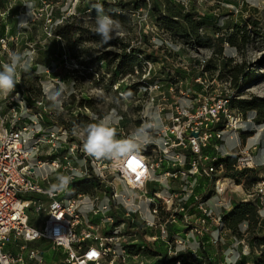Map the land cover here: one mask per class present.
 Instances as JSON below:
<instances>
[{
    "label": "built area",
    "instance_id": "obj_1",
    "mask_svg": "<svg viewBox=\"0 0 264 264\" xmlns=\"http://www.w3.org/2000/svg\"><path fill=\"white\" fill-rule=\"evenodd\" d=\"M11 40L0 37L1 69L9 62L2 56L9 57ZM146 63L143 78L152 73ZM21 70L15 90L0 95V264H184L205 233L213 242L221 238L216 208L229 205L232 179L215 161L225 131L245 123L231 108L233 92L212 94L200 73L171 97L182 79L164 85L155 78L145 86L147 100L138 111L137 129L148 127V142L124 158L96 160L82 151V134L47 123L52 92L31 95ZM253 165L249 153L236 156L235 169ZM61 176L68 178L66 186ZM88 178L100 186L78 191L74 183ZM23 192L29 194L24 199ZM240 244L247 254L243 239ZM148 246L161 253L150 257Z\"/></svg>",
    "mask_w": 264,
    "mask_h": 264
},
{
    "label": "rangeland",
    "instance_id": "obj_2",
    "mask_svg": "<svg viewBox=\"0 0 264 264\" xmlns=\"http://www.w3.org/2000/svg\"><path fill=\"white\" fill-rule=\"evenodd\" d=\"M102 1L118 0H0V37L4 34L12 37L7 46L10 54L18 53L27 62L31 60L25 72V75L30 72L34 76L32 80L25 81L30 94L37 97L42 94V90L52 93L62 90L58 99L64 103L63 109L57 108L59 105L55 101L46 103L48 122L72 124V120L82 112L88 114L89 121L93 123L96 122L93 120L94 116L110 117L115 112L118 123L112 126L116 129V138L127 139L138 127V111L147 100V94L142 85L135 86L139 94H133L134 91L127 93L125 87L134 90V84H139L137 82L141 79L150 82L160 78L164 85L182 79V87L170 90V96L173 97L181 95L180 91H185L193 74L204 73L203 79L208 82L207 89L212 94L227 90L234 93V100L264 97V0H174L184 3V10L194 12L197 19L204 16L213 19L214 22H207L206 26L208 34L214 38L212 47L197 46L185 39L173 37L160 27L151 11V0H145L147 8L138 10L132 9V0H119L125 4V10L117 12L127 14L130 19L120 23L119 35L111 40L119 39L131 48L142 50L146 54L145 59L152 65L149 78L142 77L147 63L142 67V74L139 70L132 74L115 72L117 75L113 77L116 62L105 65L104 60L97 59L105 52L113 54L120 50V44H111V41L105 44L93 38L95 18L104 14L98 10L95 2ZM248 20L256 22L257 32ZM69 23L72 27L69 33L71 43L82 41V59L95 60L87 66H81L69 55L66 41L56 34L59 25L62 27ZM215 26L220 28L219 36L231 33L235 45L225 43L220 52L214 53L220 47L211 29ZM79 28L85 33L80 34ZM244 28L245 38L242 37ZM112 54L107 55L108 60L112 58ZM2 57L8 59V55L4 54ZM33 69L36 70L35 73L32 72ZM80 101L85 106H78ZM231 108L240 113L235 103H232ZM254 116L255 112L248 111L246 115H242L245 123L240 130L225 131L223 148L228 151L227 154L237 156L249 153L255 161V165L247 169L252 170L244 175L229 177L232 180L229 182L226 198L230 202H257L259 212L263 214L264 123L253 124ZM83 129L76 123L73 130L83 135ZM220 154L225 156L222 150ZM28 195L24 192L19 194L23 199ZM44 218L45 213L42 212L39 222L42 223ZM110 228L108 224L105 230ZM192 245L195 251L187 259L192 264L205 263L202 257L205 252H209L213 259L216 258V248L225 252L228 262L236 253L234 248L226 251L228 247L224 243L215 248L211 239ZM250 255L254 257L257 253ZM253 260L249 256L245 264H253Z\"/></svg>",
    "mask_w": 264,
    "mask_h": 264
},
{
    "label": "trees",
    "instance_id": "obj_3",
    "mask_svg": "<svg viewBox=\"0 0 264 264\" xmlns=\"http://www.w3.org/2000/svg\"><path fill=\"white\" fill-rule=\"evenodd\" d=\"M97 4L103 5V13L112 16L115 20L119 21V23H123L125 21H129L130 17L127 14H123L117 12V10H125V4L122 1H102L101 3L95 2ZM132 9L138 10L141 8H147V3L145 0H132ZM151 11L156 17V21L160 27L166 29L173 37H178L180 39H185L197 46L204 47H212V41L214 38L208 34L207 22H214L212 18H208L206 16L200 17L197 19L195 17V13L191 11H185L183 5L180 2H176L174 0H151ZM99 10V9H98ZM100 11V10H99ZM56 22V20H54ZM251 23L257 32L258 30L255 28L256 22L253 20H248ZM239 27V26H237ZM74 28V27H73ZM214 34L216 35L215 41L217 44L219 43L220 47L218 50H214L215 52H220L223 45L225 43L230 45H235V41L233 40V36L230 33L228 36L225 34H220L218 31L220 28L212 27ZM246 28L242 33V37H246ZM72 27L71 24H65L61 27L58 26L56 30V34L59 35L62 39L66 41L67 51L69 55L75 58L81 66H87L88 64L94 62L95 60L84 61L82 59L84 54V49L81 45V40H77L74 44L70 41L69 33L71 32ZM239 31V28L237 29ZM80 34L85 33V31L79 28ZM2 32V30H1ZM94 40L98 42L104 41L98 36L95 31L92 32ZM111 44H120V50L115 53L105 52L104 54L97 57V59L104 60L105 65H109L110 63L116 62L113 70V77L117 74L115 72H121L123 74L134 73V71L139 70L142 74L143 65L149 61L146 60V54L143 53L142 50L138 48H131L129 44L119 41V39L110 40ZM106 44V43H105ZM112 54V58L108 60L107 55ZM148 58V56H147ZM208 64H206V69ZM35 69L32 72L35 73ZM26 71L22 70V80L27 82L28 80H32L34 76L29 72L28 75H25ZM36 77V76H35ZM139 84H134V87L137 85L144 86L148 85V81L141 79ZM27 90L28 87L26 86ZM137 87L132 90L130 87H125V91L127 93H136ZM29 91V90H28ZM53 101V100H52ZM59 99L55 101L58 105ZM230 103H235L237 109L240 111V114L246 115L248 111L255 112L254 119L252 121L253 124H263L264 123V97L254 96L249 99H237L234 100L233 96L230 99ZM62 103V109L64 108V103ZM74 103V102H73ZM85 106L82 102H78V106ZM59 108V106H57ZM88 114H79L78 117L72 120V124H63L71 131L74 129L75 124H79L84 128L87 124L92 123L89 121ZM47 123H56V122H47ZM58 124V123H57ZM235 154H227L225 156L218 157L215 161V165L218 168H222V174L226 177L236 178L238 174L244 175L247 171L252 169H244L243 171H237L235 169ZM201 180V184H202ZM77 190L85 193H90L94 190L95 187L100 186L99 182L96 178H88L84 180H80L74 183ZM201 184L197 187V190L200 191L202 189ZM221 223L222 226L220 236L216 242H214L215 248L217 246H221V243L226 245L229 251L231 248L236 250V253L231 257V260H235V264H245L246 263V255L257 253L253 257V264H264V218L261 216L259 212V205L257 202L250 200H239L232 204V207L229 211L225 213H221ZM203 240H208V237H203ZM244 240L248 246V253L244 254L242 251L243 246L240 244V240ZM203 240L200 243H203ZM202 247V245H201ZM203 248V247H202ZM216 258H212L209 252H205L202 257L205 261L204 264H227V259L225 252L220 251V248L214 249ZM160 248H148V255L150 257H155L159 255ZM200 253V252H199ZM190 254H186L183 258L184 264H192L187 262V259ZM157 261H162V259H157Z\"/></svg>",
    "mask_w": 264,
    "mask_h": 264
},
{
    "label": "clouds",
    "instance_id": "obj_4",
    "mask_svg": "<svg viewBox=\"0 0 264 264\" xmlns=\"http://www.w3.org/2000/svg\"><path fill=\"white\" fill-rule=\"evenodd\" d=\"M96 7L103 13V5L97 4ZM121 25L119 21L107 14H99L95 18V33L107 43L114 36L119 35ZM9 62L2 65L0 70V95L7 97L17 86V70H27L29 63L24 60L23 55L11 53L8 57ZM58 90L50 95V99L56 101L61 96ZM96 122L87 124L83 129L82 151L89 157L96 160L102 159H121L129 154L138 151L139 148L148 142L149 132L147 126H141L127 139H117L116 129L112 125L118 123L116 113L103 118L93 117ZM61 182L66 186L67 177H60Z\"/></svg>",
    "mask_w": 264,
    "mask_h": 264
},
{
    "label": "crops",
    "instance_id": "obj_5",
    "mask_svg": "<svg viewBox=\"0 0 264 264\" xmlns=\"http://www.w3.org/2000/svg\"><path fill=\"white\" fill-rule=\"evenodd\" d=\"M224 147V146H223ZM225 148V147H224ZM226 149H223V153L225 154L226 153ZM227 155V154H226ZM204 182H206V181H204ZM79 191V190H78ZM81 192V191H80ZM234 203V201L232 202H230L229 201V205L227 206V207H224V208H216V210L218 211V212H221V213H225V212H227V211H229L230 210V208L232 207V204ZM191 212H193V210L191 211ZM261 213H263V214H261L262 215V217L264 218V211L263 212H261ZM203 237H205V239H206V237H208V239L210 238V236H209V233H205L203 236H202V238ZM148 248H152L151 246H148ZM57 254V252L56 251H53V252H51L50 253V255L48 256L49 258L50 257H54L55 255ZM247 257H246V260L249 258V256H251V258L253 259V256L252 255H250V254H248V255H246ZM246 262H248V261H246Z\"/></svg>",
    "mask_w": 264,
    "mask_h": 264
}]
</instances>
